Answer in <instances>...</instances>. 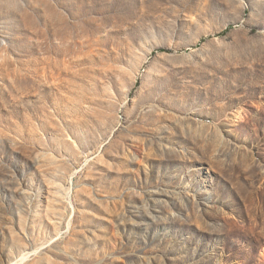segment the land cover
Instances as JSON below:
<instances>
[{
	"label": "rangeland",
	"instance_id": "1",
	"mask_svg": "<svg viewBox=\"0 0 264 264\" xmlns=\"http://www.w3.org/2000/svg\"><path fill=\"white\" fill-rule=\"evenodd\" d=\"M0 264H264V0H0Z\"/></svg>",
	"mask_w": 264,
	"mask_h": 264
},
{
	"label": "bare ground",
	"instance_id": "2",
	"mask_svg": "<svg viewBox=\"0 0 264 264\" xmlns=\"http://www.w3.org/2000/svg\"><path fill=\"white\" fill-rule=\"evenodd\" d=\"M71 217H72V216H71ZM22 259H25V256H23V258H22ZM22 259H19V260L21 261ZM19 260H18V261H19ZM18 261H17V262H18Z\"/></svg>",
	"mask_w": 264,
	"mask_h": 264
}]
</instances>
